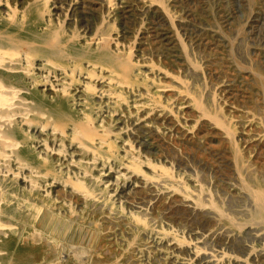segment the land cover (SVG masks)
<instances>
[{
  "label": "bare ground",
  "instance_id": "obj_1",
  "mask_svg": "<svg viewBox=\"0 0 264 264\" xmlns=\"http://www.w3.org/2000/svg\"><path fill=\"white\" fill-rule=\"evenodd\" d=\"M101 1L112 15L116 0ZM54 3L27 0L24 10L25 5L14 0H0V254L12 248L21 226L49 244H59L56 236L42 230L72 222L67 215L78 202L76 220L84 222L93 215L98 222L112 223V228L133 230L143 236L140 251L162 243L170 264H254L251 258L204 245V234L186 237L178 228L165 226L147 207L126 205L119 192L140 187L154 197L177 196L224 222L228 213L198 175L193 178L149 158L135 143L136 130L165 134L169 127L155 120L180 123L179 112L185 106L210 119L229 140L236 125L252 122L264 130V121L256 115L226 113L216 87L192 90L186 78L138 53L137 44L123 42L114 29L89 35L65 28L50 12ZM168 15L175 19L171 12ZM194 61L201 73L199 60ZM3 195L8 206L2 205ZM16 213L22 216L19 222ZM49 214L53 217L48 222ZM260 216L261 224L241 218L238 231L252 236L257 264H264V215ZM66 249L59 252L63 257ZM81 257L77 262L0 258V264H94L88 255Z\"/></svg>",
  "mask_w": 264,
  "mask_h": 264
},
{
  "label": "rangeland",
  "instance_id": "obj_2",
  "mask_svg": "<svg viewBox=\"0 0 264 264\" xmlns=\"http://www.w3.org/2000/svg\"><path fill=\"white\" fill-rule=\"evenodd\" d=\"M14 1L27 9V0ZM53 1L50 12L65 28L89 35L114 29L123 42H135L138 53L186 78L192 90L204 85L216 87L226 113L256 115L264 121V0H116V9L110 16L101 0ZM169 12L175 19L170 18ZM197 59L201 73L194 67ZM179 115L180 123L167 118L155 120L160 126L169 127L165 134L136 130L139 132L135 143L152 160L193 178L198 175L196 179L211 191L217 205L230 218L218 223L210 213L185 205L177 196L154 197L140 187L124 188L119 198L128 206L147 207L165 226L178 228L186 237L204 234V245L259 263L252 251L256 242L244 229L238 231V223L247 218L261 224L260 215H264V130L252 122L236 125L234 138L229 140L196 109L185 106ZM6 198L1 197L3 206H8ZM75 204L76 209L67 215L72 222L41 229L42 233L56 236L59 244H49L30 227L21 226L16 231L17 241L11 249L2 247L0 258H70L77 262L88 255L89 263L94 264H170L162 243L140 251L143 236L125 227L112 228V223L98 222L93 215L84 222L76 220L81 205ZM18 214H14L16 221L22 218ZM49 217L53 216L46 217L48 222ZM90 222L94 223L87 224ZM216 227L231 233L224 229L211 235ZM20 232L22 238L18 236ZM65 249L67 254L63 257L60 253Z\"/></svg>",
  "mask_w": 264,
  "mask_h": 264
}]
</instances>
